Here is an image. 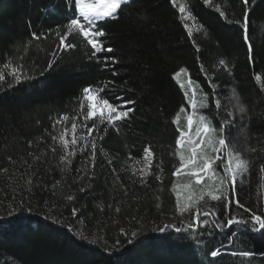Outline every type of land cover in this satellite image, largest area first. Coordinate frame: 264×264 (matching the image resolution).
Listing matches in <instances>:
<instances>
[{
	"label": "trees",
	"instance_id": "obj_1",
	"mask_svg": "<svg viewBox=\"0 0 264 264\" xmlns=\"http://www.w3.org/2000/svg\"><path fill=\"white\" fill-rule=\"evenodd\" d=\"M181 5L192 12L188 23L196 30L191 37L179 12ZM216 8L227 12L233 21L242 19L241 0H212L210 5L203 0H133L119 20L105 25L107 43L114 47L119 63L102 70L88 59L89 48L81 37H69L76 49L51 55L58 51L57 25L62 32L68 19L65 0H0V69L11 60L13 65L23 64L34 77L10 89L5 83L0 92V169H7L0 171V209L7 213L17 208L27 213L0 220V264H264V232L245 231L239 226L215 232L210 225L207 232L211 234L200 237L197 243L186 233L157 230L170 223L186 227L191 219L190 213L181 217L177 212L179 198L173 188L183 178L172 175L179 165L173 155L176 131L172 121L185 105L186 91L180 86L183 82L173 77L184 68L196 87L210 95L201 63L217 85L229 90L235 86L248 109L242 122L247 127L243 132L240 128L232 131L233 142L242 149H257L245 153L252 167L238 186L239 198L254 211L264 209V0H256L250 13L256 52L251 64L242 31L235 24H225ZM48 29L52 33L47 39L31 40L33 31L39 34ZM220 58L228 62L231 75L216 68ZM51 59L56 62L46 70ZM113 69L118 75H111ZM11 79L6 76L7 81ZM109 80L114 81L110 87L115 93L106 90L105 95L116 103L115 95L135 100L130 105L135 111L119 132L109 128L103 140L97 139L103 152L97 153L94 180L76 179L82 175L76 169L84 167L87 153L77 152L71 173L62 174L58 168L62 151L51 137L59 135L65 125L53 129V123L67 114L70 128L71 118L79 112L82 89ZM229 94L223 93L224 103ZM202 95L200 91L198 99ZM209 107L211 111L206 112L213 117L214 103ZM181 123H185L183 113ZM149 144L155 152L153 174L141 183L139 176L132 177L129 155L141 159ZM157 165L163 168L162 173ZM157 175L162 179H155ZM29 177L33 181L31 192L26 187ZM56 181L61 183L52 195ZM82 186L84 192L79 191ZM70 194L76 197L74 201L65 199ZM21 202L25 209H32L31 213L17 207ZM213 206L221 210L218 202H209L208 207ZM73 208L78 212L75 218ZM68 224L74 225L75 233L68 230ZM132 232L137 235L132 237ZM129 239L133 242L128 243ZM221 245L222 255H208ZM243 251L254 256L241 257Z\"/></svg>",
	"mask_w": 264,
	"mask_h": 264
},
{
	"label": "snow or ice",
	"instance_id": "obj_2",
	"mask_svg": "<svg viewBox=\"0 0 264 264\" xmlns=\"http://www.w3.org/2000/svg\"><path fill=\"white\" fill-rule=\"evenodd\" d=\"M203 2L206 5H210L212 0H203ZM65 3L68 19L63 25L62 32L60 30L61 26L57 25L55 36L59 41L57 45L58 51H53L51 55L56 57L59 53L76 49L77 44L69 40V37H81L89 48L87 53L88 59L95 61L101 66L102 70H108L118 64L119 60L114 55V47L107 43L108 33L105 30V25L109 21L119 20L124 10L131 6L133 0H65ZM255 3L256 0H241L243 8L242 19L235 21L229 18L227 12L216 8L225 24H235L242 31L250 64L254 63L256 56L254 44L251 40L252 25L250 15L255 7ZM179 12L182 14L184 27L188 30L187 34L191 37L193 33L190 30L188 22L192 19V12L183 5L179 7ZM51 33L52 29H48L47 32H40L39 34L33 31L31 33V40L39 41L47 39ZM31 40L28 42L29 44ZM109 53H113V55H108ZM55 62V59L49 60L46 70L51 69ZM216 68L229 75L232 74L228 62L223 58L218 60ZM185 71L186 69L181 68L179 72L174 74L173 78L177 79V82L180 83L179 78ZM201 72L208 82L207 86L210 89V95L209 93H204L203 89H200L203 95L202 99L197 101V89L194 87L195 82L189 79L187 87L191 91V96L189 95V91L184 92L185 105L180 107L179 112H177L172 121L176 131L173 155L179 160V165L172 175L188 177V183L185 187L191 190L186 203L177 201L176 210L181 217L186 213H190L191 219L188 221L186 227L170 223L158 226L157 230L159 232L174 231L181 234L186 233L196 240L197 243L200 242V237H203L205 234H211L207 232L210 225L215 232L229 231L234 226H239L241 230L245 231L264 232V209L258 212L254 211L252 208L247 207L239 198L238 186L245 182L246 175L252 167V161L247 158L245 153H255L257 149L255 147H245L242 149L238 144L233 142L232 131L234 128H240L241 132H243L247 127L242 122L248 109L235 86L229 90L217 85L214 77L208 76V69L203 66V63H201ZM40 75L43 76L44 72H40ZM111 75L116 76L118 73L113 69ZM6 76L12 78L11 82L6 80ZM33 78L25 71L23 64L13 65V62L8 60L3 63L2 69H0V92L4 90L2 85L5 83L10 89L14 84H20ZM255 79L261 81L262 77L255 76ZM110 85H114V81L109 80L102 84L89 85L82 89V97L79 100V112L71 118L72 123L70 128L66 125V122L69 120L67 114H62L54 121L53 129L57 125H65L59 135L51 137L53 142L58 143L62 151L58 164L59 171L62 174L71 173L73 158L77 152L87 153L84 167L76 169L82 175L76 177V179L80 181L84 179H88L89 181L94 180L95 172L92 170L96 167L97 153L98 151L103 152L102 148L98 149L97 147V139L103 140L109 128L119 132L123 123L131 119L135 108L130 105H134L135 100H125L123 96L115 95L114 99L119 101V103L113 102L108 95H105L106 90L115 93V88L110 87ZM180 86L182 89L185 87L183 83H180ZM225 91H229L230 94L227 97V103H222L225 99L223 96ZM210 103H214L215 107V115L213 117L205 115L202 111H211L209 107ZM229 108L230 110H228ZM181 113L184 114L185 123L183 124L181 123ZM78 120L81 123L78 124ZM89 121H91V124H89ZM81 129L83 131L78 135L77 133ZM69 132L71 133L70 137ZM98 133L102 134L97 136ZM244 139L247 142L248 137L246 133H244ZM52 151L55 152L56 148L53 147ZM35 159L39 160L40 157H35ZM154 159L155 152L150 144L144 147L141 159L136 160L129 155V160H132V164L128 165V167L131 170L132 177L139 176L140 182L146 183L147 177L153 174ZM9 160H11V157H9ZM24 163H27V161ZM108 163L111 164L112 160H109ZM28 167L31 168L32 165H28ZM157 167L160 168V172L162 173L163 168L159 165ZM0 171H7V169H0ZM113 171L115 172V169ZM261 172H264V166H261ZM32 175H35V173H32ZM116 179L119 180V177L117 176ZM155 179L161 180L162 177L157 175ZM208 181H211V183H208ZM60 183V181H56V184L52 186V195H56L55 188ZM176 186L174 184L173 188ZM26 187L29 192L32 191L33 181L31 177L27 179ZM87 187L91 188V183ZM85 190L83 186L79 188L80 192H84ZM65 199L71 202L76 197L70 194ZM209 202H218L221 210H216L215 206L208 207ZM45 204L47 205V201H45ZM17 207L28 213L32 211L30 207L25 209L23 202L17 205ZM52 207L54 209L56 206L53 205ZM116 211L119 212L120 209L117 208ZM242 213H248V215L244 216ZM20 214L15 209L9 211V216H19ZM77 215V209L73 208L72 216L75 218ZM6 218L0 217V220ZM44 218L47 219L48 216ZM53 222L60 223L55 220ZM180 223L183 225L184 221L181 220ZM67 228L70 232H76L72 224H68ZM121 233L127 236V233L123 229H121ZM232 234L235 235V233ZM131 235L135 237L137 233L132 232ZM78 238L85 241L88 240L86 236ZM96 242V240L91 241V243ZM132 242L133 240H128V243ZM228 242L232 243L233 241L230 238ZM116 243L118 245L119 241H116ZM223 247L221 245V247L212 250L208 255L212 258L222 255ZM232 255H237V253H232ZM239 255L244 258L254 256L249 251L240 252ZM210 264H214V262H210Z\"/></svg>",
	"mask_w": 264,
	"mask_h": 264
},
{
	"label": "rangeland",
	"instance_id": "obj_3",
	"mask_svg": "<svg viewBox=\"0 0 264 264\" xmlns=\"http://www.w3.org/2000/svg\"><path fill=\"white\" fill-rule=\"evenodd\" d=\"M190 30L192 32L195 31L196 30L195 26L194 27H190ZM179 79H180L181 82H183V84L185 85L186 91H189V95L191 96V91L187 87V84H188V81H189V77H188L187 73H185V72L182 73L181 74V77ZM196 86L197 85L194 84V87L197 89V96H198V94L200 92V89H199V87H196ZM197 96H196L197 101H199V100L202 99V98L201 99H198ZM222 103H224V102L222 101ZM202 111H203V113L205 115H208L210 117L209 113L206 112V110H202ZM15 177H17V175ZM181 177L183 179L177 183V186H176V194H177V196L179 198V202L180 203H186L187 202V198H188V196L190 195V192H191V190L189 188L185 187V185L188 183V179L189 178L186 177V176H181ZM208 183H211V181H208ZM20 193H21V197L25 198V191L24 190H21ZM12 209H15V211L17 213H21L20 215L27 214L25 212L24 213L23 212H20L17 208H10L9 211H11ZM9 211L7 213H4L0 209V217H7V216H9Z\"/></svg>",
	"mask_w": 264,
	"mask_h": 264
}]
</instances>
